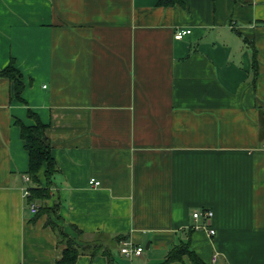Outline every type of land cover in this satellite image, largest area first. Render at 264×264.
Here are the masks:
<instances>
[{
	"label": "crops",
	"instance_id": "1",
	"mask_svg": "<svg viewBox=\"0 0 264 264\" xmlns=\"http://www.w3.org/2000/svg\"><path fill=\"white\" fill-rule=\"evenodd\" d=\"M159 1L0 0V70L12 62L23 84L18 100L0 79V264L64 249L26 204L14 123L32 126L28 109L59 171L50 219L78 246L113 264H166L181 245L204 264H264V0ZM204 210L208 226L192 218ZM124 243L143 254L124 259Z\"/></svg>",
	"mask_w": 264,
	"mask_h": 264
},
{
	"label": "trees",
	"instance_id": "2",
	"mask_svg": "<svg viewBox=\"0 0 264 264\" xmlns=\"http://www.w3.org/2000/svg\"><path fill=\"white\" fill-rule=\"evenodd\" d=\"M177 0H160L158 5L169 6L173 5ZM252 75L255 79L257 75V64L255 59V51L252 50ZM19 73L14 69L13 63L0 70V79H6L14 83V96L16 99L21 100L20 95L23 90V84L19 80ZM27 117L34 122L32 126H25L20 121H15V126L19 128L20 138L24 143V149L28 155V170L27 177L29 179L30 188L28 189L29 196L26 198L27 206L36 204L38 206L37 212L33 216V220L46 217L45 226L49 227L56 235L57 243L64 246L62 257L55 264H75L80 254H90L96 256L102 251L111 264H113L110 252L103 249L101 246L84 245L78 246L77 243L69 239L62 228L50 219L51 215H56L58 204L49 206L50 190L54 186L53 178L59 171L54 159L51 156V144L47 137V126L42 124L37 115L27 110ZM43 171L44 186H41L39 174ZM73 229L81 234L75 227ZM119 244L122 243L117 238ZM183 256H188L193 264H204L189 248L181 245L173 248L166 256L165 263H173L180 261Z\"/></svg>",
	"mask_w": 264,
	"mask_h": 264
},
{
	"label": "built area",
	"instance_id": "3",
	"mask_svg": "<svg viewBox=\"0 0 264 264\" xmlns=\"http://www.w3.org/2000/svg\"><path fill=\"white\" fill-rule=\"evenodd\" d=\"M190 34V30L189 29H177L174 33V40L175 41H181L183 40V38L187 35ZM26 180L29 181L28 177H26ZM89 186L91 187H98L99 183L94 181V180H90L89 181ZM25 198H27L29 196L28 191H25L24 194ZM37 206H35L34 204L29 206V210L31 213L35 214L37 212ZM213 214L211 211L208 210H204V211H195L192 214V218L195 221L198 220H203V222H205V224L207 223L206 226L209 225V221L211 220ZM196 230L199 229V227L195 228ZM206 232L209 235H214V231L212 229L209 228H205ZM143 247H137V246H133V245H129L127 243H124L120 250L119 253L120 255L124 258V259H132L133 257H140L143 254Z\"/></svg>",
	"mask_w": 264,
	"mask_h": 264
},
{
	"label": "rangeland",
	"instance_id": "4",
	"mask_svg": "<svg viewBox=\"0 0 264 264\" xmlns=\"http://www.w3.org/2000/svg\"><path fill=\"white\" fill-rule=\"evenodd\" d=\"M52 206V205H51Z\"/></svg>",
	"mask_w": 264,
	"mask_h": 264
}]
</instances>
